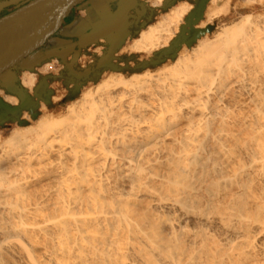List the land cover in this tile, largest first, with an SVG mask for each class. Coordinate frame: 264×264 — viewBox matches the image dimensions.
I'll list each match as a JSON object with an SVG mask.
<instances>
[{"label":"bare ground","instance_id":"obj_1","mask_svg":"<svg viewBox=\"0 0 264 264\" xmlns=\"http://www.w3.org/2000/svg\"><path fill=\"white\" fill-rule=\"evenodd\" d=\"M191 6L124 49L167 46ZM0 264H264V15L0 135Z\"/></svg>","mask_w":264,"mask_h":264},{"label":"water","instance_id":"obj_2","mask_svg":"<svg viewBox=\"0 0 264 264\" xmlns=\"http://www.w3.org/2000/svg\"><path fill=\"white\" fill-rule=\"evenodd\" d=\"M84 1L86 0H9L0 3V9L9 3L22 4L0 18V89L16 97L18 101L17 104L10 105L0 97L1 123L25 124L26 121L21 118L23 113L35 118L41 104L49 106L52 103L54 92L49 88L48 79L56 77L43 76L30 93L18 82L17 74L13 70L26 60L31 63L36 51L60 29L70 11ZM209 1L195 0L192 11L185 16L184 23L180 25L168 46L153 53L148 59L138 62L134 69L145 70L168 60H174L184 46L190 47L201 38L206 29L197 28V25L204 17ZM175 2L176 0H164L160 8L166 10ZM141 10H144V7L138 0H118L116 9L107 20V29L100 36L105 41L106 49L93 67L83 72H75L60 54L47 52L45 56L24 69L35 72V66H40L42 62L56 57L65 65L72 84L77 86L76 82H80L78 89L86 82L100 77L103 72L121 71L122 68L115 63L119 60L116 54L129 36V28L133 23L129 19H140L144 15L141 14Z\"/></svg>","mask_w":264,"mask_h":264},{"label":"rangeland","instance_id":"obj_3","mask_svg":"<svg viewBox=\"0 0 264 264\" xmlns=\"http://www.w3.org/2000/svg\"><path fill=\"white\" fill-rule=\"evenodd\" d=\"M182 1L190 3L192 5L190 10L185 14V16H186L193 9L195 0H176L175 4H177L178 2H182ZM224 1L225 0H220L219 4H222ZM209 2L207 4V6L209 5ZM154 3L158 4L157 2H154ZM161 4H162V2H161ZM175 4H173V5H175ZM207 6H206V9H205L204 14H203V16H204L203 19L197 25V28L206 29V32L192 46H190V47L184 46L183 47V48H186L188 51L191 50L193 47H195L199 43V41L201 39H203L205 36L213 37L215 34L220 32L224 28V26L230 25L231 23L235 22L236 20H238L239 18H241L242 16H244L246 14H250L252 16H256L259 14L264 15V0H262L260 4L253 3L251 5H242V0H230L229 10H228L227 14L219 16V17H215L212 20V22H208L207 24L202 26L201 25L202 22L207 19V14H206ZM171 7H169L166 10L161 9L160 6L155 8L156 11H155L154 18L152 19V22L153 21L155 22L163 13L168 12ZM185 16H184V18H185ZM149 23H151V22H149ZM183 23H184V20L181 24H183ZM178 30H179V28H178ZM177 32H176V34H177ZM135 37H137V34H135L133 37H130L129 39H127L125 44L121 47V49H119V51L117 53V57L119 58V60L115 61V63H117L119 65V67L122 68L121 71L103 72L100 77L95 78L93 80H90L89 82H86L82 87H79L77 93H75L70 98H68L66 95H64L66 93H65V90H63L62 85L60 83H55L54 84L55 92H54V95L51 99L52 103L49 106H45L44 104H41V107H40V109L37 113V116L35 118H31L27 113H23L21 118L26 121L25 124L19 125L16 122H4V123L0 122V135L2 136V138L7 137L9 135V133L14 128L34 125L35 121L37 119H39L43 114L58 115V116L65 114L66 109L70 103L78 100L82 96L83 92H85L89 89H93L99 83H102L111 73H121V74L126 75V76H131V75H135V74H142V73H146V72H153L154 73V72L158 71L159 69L163 68L165 65L172 64L176 60L177 57L174 60H168L167 62L160 64L156 67H150V68H147L145 70H135L134 66L138 62L148 59L149 57H151L153 55V53L158 51V50H156L151 55H146L144 53H135V52H131L129 50L124 49L132 41L131 39L135 38ZM168 44H167V46H168ZM167 46H165V47H167ZM165 47H163V48H165ZM36 53H37V51H36ZM55 63L56 62H53V63L45 62V63H43L42 68L40 67L34 72V74L37 72V74H35V78L39 79L40 77L47 75L51 71L56 72V70H54V67H53V65ZM38 73H39V75H38ZM35 84H37V81H35ZM30 91H32V90H30ZM0 95L3 96L4 95L3 92ZM27 116H28V118H27Z\"/></svg>","mask_w":264,"mask_h":264},{"label":"crops","instance_id":"obj_4","mask_svg":"<svg viewBox=\"0 0 264 264\" xmlns=\"http://www.w3.org/2000/svg\"><path fill=\"white\" fill-rule=\"evenodd\" d=\"M150 2H151L150 4L153 7L157 8L161 6L160 4L163 1L151 0ZM154 2H157L158 4H155ZM117 3L118 0H86L83 3H81L78 7L79 12L76 13L74 16H68L65 25L62 28H60V30L57 31L59 36L58 37L52 36L51 38L48 39V41L46 42L48 43L47 44L48 49H46L45 53L42 54V52H40L41 51L40 48L37 51V53L31 58V63H28V60H26L20 65L21 70H23L20 78L21 85L29 92L30 90H32L33 86L35 85L36 78L34 79L32 88H28L27 86H25L22 82V78L25 73H30L35 77V74H37V72L34 74V72L27 71L24 68H26L27 66L33 64L34 62L45 56L47 52H57L64 58L65 62L68 65H71L72 67L73 65L77 66L81 64L84 60L86 61L88 59H93L91 54L89 53L80 54L79 51L80 49H84L87 47L93 48L96 45H98L100 42L104 41L100 36L103 33V31L107 29V20L109 16L116 9ZM149 25L150 24L142 28L140 32L145 28H147ZM73 39H75V42H73ZM133 39L134 38H132L131 40ZM72 42L73 44H71ZM76 47H78V51L75 52L74 56H72L71 50ZM98 52H99V48H98ZM52 58H53L52 63L57 62L56 57H51L50 59ZM42 66H43V62L41 63L40 66H35V70H37L40 67L42 68ZM56 78L53 79V82H50L49 84V88L52 89L53 92H55L54 84L60 83L63 87V90H65L66 94L64 95H66L68 98L72 97L75 93H77L78 91L77 82H76L77 84L76 86L75 84H72L70 78L69 79L65 78L63 81H57ZM1 93L2 90L0 89V94ZM0 97L10 105H15L18 102L16 97L11 95H3V96L0 95Z\"/></svg>","mask_w":264,"mask_h":264},{"label":"flooded vegetation","instance_id":"obj_5","mask_svg":"<svg viewBox=\"0 0 264 264\" xmlns=\"http://www.w3.org/2000/svg\"><path fill=\"white\" fill-rule=\"evenodd\" d=\"M9 0H0V3L1 2H8ZM164 1V0H163ZM138 2L140 3V4H142L143 5V7H144V9H145V13H144V15L140 18V19H136V20H134V19H129V21H132L133 23H132V25L130 26V28H129V36H128V38H130V37H133L135 34H137V36H138V34H139V32H140V30L142 29V28H144V27H146L148 24H151V23H153L152 22V19L154 18V15H155V11H156V9H155V7H153L150 3V0H138ZM22 4H20V3H18V4H11V3H9V4H7V5H4L1 9H0V18L1 17H3V16H5V15H7L8 13H10V12H12V11H14L15 9H17L18 7H20ZM78 7H79V5H77V6H75L71 11H70V13H69V16H74L76 13H78L79 12V10H78ZM66 21H67V18L64 20V23L61 25V27L60 28H62L64 25H65V23H66ZM149 22H151V23H149ZM60 30V29H59ZM53 37H58L59 35H58V33L56 32L54 35H52ZM51 36V37H52ZM50 37V38H51ZM127 38V39H128ZM73 42H75V39H73ZM73 42L71 43V44H73ZM48 43H45L44 45H43V47H41V51L40 52H42V54L43 53H45V51H46V49H48L47 47H48V45H47ZM72 47V46H71ZM98 48H99V52H98ZM72 49V48H71ZM106 49V46H105V41H102V42H100L98 45H96L95 47H93V48H90V47H87V48H84V49H80V51H79V53L80 54H83V53H89V54H91L92 55V58L93 59H88V60H84L81 64H79V65H77V66H74L73 65V67H74V71L75 72H83V71H85V70H87L88 68H91V67H93L94 65H95V63H96V61H97V59H98V57L103 53V51ZM78 51V47H76V48H74V49H72L71 50V52H72V56H74V54H75V52H77ZM52 61H53V58L52 59H50V60H46V61H44L43 63H45V62H48V63H52ZM57 62L53 65V67H54V70H56V72H50V73H48L46 76H55V77H57L56 78V80L57 81H63L65 78H70V76H68V71L66 70V68H65V65H63L62 63H61V59H57L56 60ZM16 74H17V77H18V82L20 83V78H21V74H22V72H23V70H21V66L19 65V66H17L16 68H14V70H13ZM92 75H90V77H91ZM43 77V76H42ZM42 77H40L39 79H35V81H37V83L41 80V78ZM50 82H53V79H49V84H50ZM80 84V82H78V85ZM35 86V85H34ZM33 86V87H34ZM2 90V89H1ZM32 90H33V88H32ZM2 92H3V94L4 95H9V94H7V93H5L3 90H2ZM30 93H32V91H30ZM12 96V95H11Z\"/></svg>","mask_w":264,"mask_h":264}]
</instances>
